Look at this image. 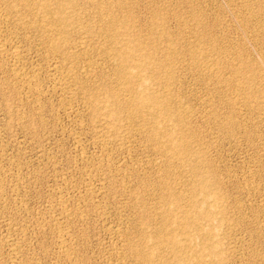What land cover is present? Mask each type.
Segmentation results:
<instances>
[{"label": "rangeland", "instance_id": "rangeland-1", "mask_svg": "<svg viewBox=\"0 0 264 264\" xmlns=\"http://www.w3.org/2000/svg\"><path fill=\"white\" fill-rule=\"evenodd\" d=\"M127 33L139 91L170 95V114L119 94ZM0 40V264H198L164 245L189 210L179 240L217 244L204 264H264V0H0Z\"/></svg>", "mask_w": 264, "mask_h": 264}, {"label": "bare ground", "instance_id": "bare-ground-1", "mask_svg": "<svg viewBox=\"0 0 264 264\" xmlns=\"http://www.w3.org/2000/svg\"><path fill=\"white\" fill-rule=\"evenodd\" d=\"M32 3V2H31ZM30 3V4H31ZM44 4V3H43ZM70 4V3H69ZM25 6V5H24ZM56 6V5H55ZM28 7V6H27ZM48 9H49V7H48ZM52 11L55 13V15H57L58 16V19H59V21H60V23L62 22V23H65L66 24V21H67V18L65 17V15H62V12H61V6L59 5H57L55 8H54V10L52 9ZM68 16V15H67ZM57 19V18H56ZM61 23V24H62ZM123 25V24H122ZM131 29V28H130ZM61 30H62V28H61ZM124 30V29H123ZM127 31V30H126ZM58 32V31H57ZM125 32V31H124ZM128 32V31H127ZM126 33V32H125ZM125 33H124V35H125ZM132 33V32H131ZM128 34V33H127ZM128 35H130L131 36V34H128ZM128 35H126V37L128 36ZM132 35H137V34H132ZM129 36V39L126 41V46L124 45V48H121V46H120V49H118V50H116V48H115V50H116V52H115V50H114V52H115V56H116V58H117V61H116V69H118L117 71L119 72V77L117 78L118 79V81H117V83H118V88H119V94L121 95H129V98H126V99H128L127 100V102H125V105L127 104L128 105V107H129V109H130V111L129 112H131L133 115L134 114H137L138 116H139V114H144V113H146V114H148V115H152V114H154L156 111L157 112H161V114H162V112H164L166 115L167 114H170V100L171 99H169V96H167V97H165V98H161V96H163V95H161V96H156V95H154V94H151V92L150 93H148V92H145L144 91V89L142 88L140 91H139V87H140V84H139V70L142 68L141 66L143 65V63H144V59L142 58V53L140 54V52L141 51H137V49H136V47L138 46L139 47V45H135V44H138V40H136V38H132V36L130 37ZM138 36V35H137ZM136 36V37H137ZM5 38V37H4ZM6 39V38H5ZM49 39V38H48ZM62 39V38H61ZM123 39V38H122ZM138 39H139V37H138ZM124 40V39H123ZM1 41V40H0ZM8 42V41H7ZM123 44V43H122ZM139 44H141L140 43V41H139ZM7 45V44H6ZM4 46H5V43H4V41L3 42H0V52H3V51H5L6 49L4 48ZM136 46V47H135ZM143 46V45H142ZM137 47V48H138ZM142 48V47H141ZM144 48V47H143ZM145 49V48H144ZM143 49V50H144ZM11 50H13V49H11ZM10 50V51H11ZM139 50V49H138ZM16 51V50H15ZM15 51L14 52H10L9 53V55L13 58V60H14V62L16 63L17 62V60L19 59L18 57H17V55L15 54ZM138 52V53H137ZM5 53V52H4ZM16 53H17V51H16ZM7 54V53H6ZM18 54V53H17ZM144 54V53H143ZM150 54V53H149ZM147 56H148V54H146ZM145 55V56H146ZM7 56H8V54H7ZM10 56H8V57H10ZM18 58V59H17ZM147 58V57H146ZM11 60V59H10ZM13 62V63H14ZM18 63V62H17ZM161 63H163V62H161ZM114 64V63H113ZM154 64V63H153ZM14 65V64H13ZM18 65V64H17ZM62 65V64H61ZM146 65V64H145ZM161 65V64H160ZM16 66V65H15ZM89 66V65H88ZM152 66V65H151ZM150 66V67H151ZM16 67H18V66H16ZM21 67V66H20ZM20 67L18 68V70L20 69ZM163 67V66H162ZM22 68V67H21ZM155 68H156V70H157V68H160L159 67V64H155ZM33 69V68H32ZM91 69V68H90ZM115 69V70H116ZM152 69V68H151ZM35 70V69H34ZM153 70V69H152ZM17 71V70H16ZM25 71V70H24ZM28 70H26V72H27ZM30 72H31V70H29ZM88 71V70H87ZM116 71V72H117ZM212 71V70H211ZM210 71V72H211ZM23 72V71H22ZM22 72H14V76L15 77H17L19 80H20V82H21V84H26V85H28L29 87L30 86H33V85H35L36 83V81L34 82V76H35V74L33 75V74H29V75H26L25 73H22ZM159 72V71H158ZM84 73V72H83ZM168 73H169V70H168ZM172 73V72H171ZM84 74H86V70H85V73ZM68 75V74H67ZM70 75V74H69ZM89 75V74H88ZM172 75V74H171ZM83 76H85V75H83ZM170 76V75H169ZM86 77H87V75H86ZM168 77V76H167ZM69 76H68V81L70 82L71 80H69ZM114 78V77H113ZM36 79V78H35ZM116 79V78H115ZM169 78H167V80H168ZM19 80H17V81H19ZM63 80V79H62ZM65 80V79H64ZM166 80V79H165ZM67 81V82H68ZM77 81V80H76ZM169 81V80H168ZM60 82H62V81H60ZM170 82H171V80H170ZM59 83V82H58ZM63 83H64V81H63ZM66 83V82H65ZM71 83V82H70ZM70 83H69V85H70ZM20 84V83H19ZM167 84H168V82H167ZM166 84V85H167ZM60 85H61V83H60ZM65 85V84H64ZM115 85H116V83H115ZM165 85V84H164ZM165 85V86H166ZM27 86V87H28ZM71 86V85H70ZM117 86V85H116ZM22 87H23V85H22ZM35 87V86H34ZM60 87V86H59ZM67 87V86H66ZM69 87V86H68ZM67 87V88H68ZM31 88H33V87H31ZM61 88V87H60ZM167 88V90H168V87H166ZM165 88V89H166ZM170 88V87H169ZM34 89V88H33ZM32 89V90H33ZM38 89V88H37ZM64 89H65V87H64ZM165 89H164V91H165ZM31 90V89H30ZM29 90V91H30ZM111 90V89H110ZM116 90H117V88H116ZM115 90V91H116ZM166 90V91H167ZM38 91V90H37ZM35 92V91H34ZM118 92V91H117ZM117 92H115V93H117ZM167 92H169V90L167 91ZM33 93V92H32ZM110 93V92H109ZM164 93V92H163ZM166 93V92H165ZM170 93V92H169ZM118 94V95H119ZM127 95H126V97H127ZM123 97V96H122ZM125 97V96H124ZM109 100H110V102H111V105H109V103H108V106H110V107H113L112 105H116L117 103L116 102H118V100H121L122 98L119 96V98H121V99H117L118 97H116L115 95H114V93L112 94H110L109 95ZM171 98V97H170ZM126 99H124V100H126ZM98 101V100H97ZM107 101V100H106ZM172 101V100H171ZM91 102V101H90ZM99 102V101H98ZM103 103V102H102ZM116 103V104H115ZM121 103V102H120ZM120 103H119V105H120ZM97 104V103H96ZM123 104H124V102H123ZM118 105V106H119ZM123 106V105H122ZM115 107V106H114ZM98 107H97V105H94L93 106V109H97ZM124 108H126V107H123V109ZM128 109V108H127ZM127 109H126V112H127ZM128 109V110H129ZM118 110V109H117ZM125 110V109H124ZM92 111V110H91ZM113 111H115V110H113ZM116 112V111H115ZM114 112V113H115ZM120 112V111H119ZM128 112V113H129ZM130 113V114H131ZM172 113V112H171ZM93 114V113H92ZM127 115V114H126ZM129 115V114H128ZM177 115V114H176ZM115 116V115H114ZM146 116V115H145ZM144 115H143V118L145 117ZM155 116V115H154ZM153 116V117H154ZM157 116V115H156ZM131 117H132V115H131ZM141 117V116H140ZM158 117V116H157ZM165 117V116H164ZM176 117H178V116H176ZM142 119V118H141ZM145 119V122H146V118H144ZM165 119V118H164ZM176 119V118H175ZM179 119V118H178ZM153 120V119H152ZM144 121V120H143ZM154 121V120H153ZM106 122V121H105ZM150 122V121H149ZM163 122V121H162ZM108 123V122H107ZM140 123V122H139ZM110 124V123H109ZM178 124V123H177ZM144 125V124H143ZM152 125V124H151ZM176 126V125H175ZM143 127V126H142ZM166 127V126H165ZM140 128V127H139ZM149 128V127H148ZM163 129H164V127H162ZM168 128V127H167ZM109 129H111V128H109ZM142 129V128H141ZM133 131V130H132ZM141 131H143V130H141ZM148 131V132H147ZM146 132H147V134H148V137L149 138H155L156 139V145H158L159 147H161V149H163V150H166V151H168L170 154H171V156H175V157H177L178 158V156L181 154L180 152V149L181 148H179L178 146H176V144L172 141L174 138V136L172 137L173 139H170L169 137H167V138H165V140H159L160 139V137L162 138L164 135H162V136H160V134H162V131H161V129L158 127V126H156V125H153L152 127H150V130H147ZM167 131V130H166ZM175 131V130H174ZM144 133V132H143ZM166 133V132H165ZM168 133V132H167ZM175 134V133H174ZM173 134V135H174ZM189 135V134H188ZM170 137H171V135H169ZM145 137H147V136H145ZM183 138H185V135H184V137ZM187 138V137H186ZM186 138H185V140H186ZM148 140V139H147ZM184 140V141H185ZM176 141H178V140H176ZM155 142V141H154ZM177 143V142H176ZM152 144V143H151ZM186 147V146H185ZM185 150V149H184ZM190 150V149H189ZM160 151V150H159ZM186 153V152H185ZM168 155V154H167ZM183 155V154H182ZM199 156V155H198ZM197 156V157H198ZM183 157H186V156H183ZM195 157V156H194ZM192 158V157H191ZM200 158V157H199ZM198 158V159H199ZM186 159H187V157H186ZM190 159V158H189ZM201 159V158H200ZM180 160V159H179ZM183 160V159H182ZM203 160V159H202ZM201 160V161H202ZM191 161V160H190ZM200 160L198 161L197 160V162H201ZM177 162V161H176ZM183 162H185V161H183ZM196 162V163H197ZM187 163V162H186ZM189 163V162H188ZM193 163V162H192ZM182 164V163H181ZM189 164H191V163H189ZM202 164V163H201ZM179 165V164H178ZM192 165V164H191ZM198 165V164H197ZM196 165V166H197ZM200 165V164H199ZM183 166H185V164L183 165ZM194 166H195V164H194ZM188 167V166H187ZM193 167V166H192ZM200 167V166H199ZM199 167H197V168H199ZM196 168V169H197ZM201 168V167H200ZM190 169V168H189ZM175 170V169H174ZM200 170V169H199ZM198 170V171H199ZM202 171V170H201ZM201 174V173H200ZM192 175H194V174H192ZM196 175H198V172H195V177H196ZM201 176V175H200ZM192 177V176H191ZM200 179H202V178H200ZM194 180V179H193ZM199 180V179H198ZM194 185V184H193ZM197 185H198V183H197ZM191 187H193V186H190V190L192 191V189H191ZM196 188H197V186H195ZM195 189V188H194ZM193 189V190H194ZM198 189L200 190V191H202V193L204 194V195H208V194H211L212 195V193H214V191L212 190V188H210V186H209V184L208 183H206L205 181H204V178L202 179V180H199V185H198ZM198 191V190H197ZM197 193V192H196ZM201 193V194H202ZM214 195H216V194H214ZM216 197V196H215ZM218 198V197H217ZM203 200V199H202ZM206 200H207V197H206ZM187 204V203H186ZM197 203H194V205H196ZM188 206H190L189 204H188ZM196 208V207H195ZM202 208H204V207H202ZM214 208V207H213ZM186 209V208H185ZM184 209V210H185ZM194 209V208H193ZM197 210H198V208H196ZM195 209V210H196ZM200 209H201V206H200ZM207 209V208H206ZM209 209V208H208ZM207 209V210H208ZM220 209V208H219ZM187 210V209H186ZM190 211V210H189ZM189 211H185V213L183 214V216L181 217V219H179V220H176V221H174V223H173V225H174V230H178L177 232L175 231L173 234H171V235H166V236H168L167 237V239L165 240V243L166 244H164V245H166L167 246V248L171 251V252H173V254H175V255H180V254H183V256H181L180 257V260L181 259H184V260H187V261H190V262H197L198 264H204L205 263V259L203 258V256L205 255V254H214V255H216L217 254V251L215 250V248L213 247L214 245L210 242V240H209V234H210V231H208V234H207V236H206V241L202 244V246L199 248V249H194V248H190V247H188L189 245H187V244H184L182 241H180L179 239V237H181L180 235H184L185 236V229H186V227L188 226V224H189V221H188V219H189V216H191V214L189 213ZM204 211V210H203ZM220 211V210H219ZM77 212V211H76ZM180 212V211H179ZM191 212V211H190ZM193 212V211H192ZM195 212V211H194ZM193 212V213H194ZM212 212V211H211ZM214 212V211H213ZM181 213H183L182 211H181ZM192 213V215L194 216V214ZM203 213V216L204 215H208V213H207V211L205 212H202ZM210 213V212H209ZM180 214V213H179ZM182 215V214H181ZM198 215V214H197ZM196 216V215H195ZM194 216V217H195ZM210 216V215H209ZM176 217H178V216H175V218ZM201 217V216H200ZM174 218V219H175ZM204 218V217H203ZM178 219V218H177ZM194 219V218H193ZM192 219V220H193ZM209 219V218H208ZM207 221V220H206ZM172 222V221H171ZM192 222V221H191ZM193 222H194V220H193ZM199 223V222H198ZM197 224V223H196ZM173 227V226H172ZM171 228V227H170ZM171 229H173V228H171ZM165 231H167V230H165ZM165 231H163V232H165ZM199 231V230H198ZM212 232V231H211ZM167 233V232H166ZM160 234V233H159ZM170 234V233H169ZM145 236V235H144ZM157 236V235H156ZM152 237V236H151ZM144 238V237H143ZM142 238V239H143ZM146 240V239H145ZM156 240V239H155ZM212 240V239H211ZM158 241H161L160 239H158ZM155 242H157V241H155ZM202 242V241H201ZM14 244V243H13ZM15 245H18V244H15ZM217 245V244H216ZM215 245V246H216ZM17 247V246H16ZM70 247V246H69ZM188 247V250L186 251V248ZM66 250H67V247L65 248ZM134 249V248H133ZM161 249H162V247H161ZM70 251V250H69ZM65 252V251H64ZM137 252V256H138V258H140L141 260H143V261H145L146 262V264H152V259H151V257L149 256V257H147L146 256V258H145V256H144V254L141 252V250L139 251H136ZM185 253V254H184ZM207 256V255H206ZM179 261V260H178ZM189 262V263H190ZM141 263V262H140ZM145 264V263H144ZM165 264V263H164Z\"/></svg>", "mask_w": 264, "mask_h": 264}]
</instances>
